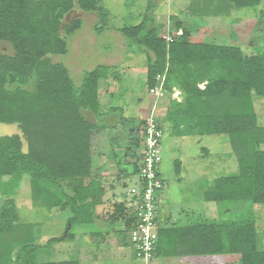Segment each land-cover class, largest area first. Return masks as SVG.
I'll use <instances>...</instances> for the list:
<instances>
[{"label":"trees","instance_id":"obj_1","mask_svg":"<svg viewBox=\"0 0 264 264\" xmlns=\"http://www.w3.org/2000/svg\"><path fill=\"white\" fill-rule=\"evenodd\" d=\"M103 1L0 0V43L13 49V54L0 53V124H18L28 147L24 151L19 135L0 137V195L8 198L0 209V264H81L43 260L42 255L50 245L73 236L75 224L93 225L100 219L97 208L105 188L94 171L92 136L117 129L103 122L106 115L118 113L120 122L125 120L123 109L106 111L100 105V81L118 79L119 73L115 66L100 65L85 72L77 86L69 69L53 63L52 57L68 54L69 39L83 25L81 19L63 25L62 18L79 8L98 13L105 25L107 13L99 7ZM190 2V13L217 17L255 8L261 0ZM151 11L143 13L140 23L119 30L146 56L147 90H155L167 70L164 90L171 94L178 89L182 98L171 100L167 112L177 136L225 135L238 163L237 173L217 178L205 190V201L264 204V126L254 106L255 97H264V48L246 54L237 46L192 43L188 29L168 42L157 36ZM86 112L96 122L88 120ZM113 152L117 157L116 149ZM142 152L131 170H124L128 177L138 174ZM24 176L30 178L36 201L69 216L67 233L46 246L36 242L32 225L20 223L12 200ZM115 208L112 223L125 221L118 238L123 246H133L135 212L126 203ZM206 220L179 227L164 225L158 214L155 258L212 256L222 264H264L253 210L235 221ZM98 237L103 239V233Z\"/></svg>","mask_w":264,"mask_h":264},{"label":"rangeland","instance_id":"obj_2","mask_svg":"<svg viewBox=\"0 0 264 264\" xmlns=\"http://www.w3.org/2000/svg\"><path fill=\"white\" fill-rule=\"evenodd\" d=\"M190 3V0H104L99 7L107 13L105 25L100 23L98 13L84 12L79 8L62 18L63 25L76 19H81L83 25L69 39L68 54L53 56V63L64 64L77 86L82 83L85 72L100 65H116L119 78H112L108 86L106 80L99 83L100 105L102 110H106V107L125 108V117L128 118L116 130L95 131L92 136L94 171L105 188L103 203L97 208L99 218L103 220V239L98 236L88 237L93 229L92 225L75 224L71 230L73 236L50 245L43 252V260H76L81 264H146L136 258L132 245L116 248L117 250L112 251L113 255L106 259V242L110 241L111 244L116 239L112 236L106 238V217L111 220L117 204L126 203L129 206V190L137 185V178L128 177L124 170H131L138 153L143 151L146 120L153 113L163 130L160 174L164 188L157 195L159 214L169 213L173 216L172 222L187 224L185 213L190 210L205 214L206 221H219V218L235 221L245 211L253 210L260 248L264 250V204H216L203 201L205 190L214 180L235 174L239 170L227 136H205L200 132L177 136L167 112L171 100H182L180 91L174 89L170 94L164 90L166 70L163 76L158 77L155 91L148 95L146 56L139 52V47L130 46L119 31L125 26L140 23L143 13L151 9L157 36L168 42L181 37L184 30L188 29L189 41L192 43L237 46L246 54H253L258 48H264V0L255 8L234 9L228 15L217 17L190 13ZM96 27L102 31L98 33ZM0 53L13 54V49L6 43H0ZM162 85L163 95H160L157 90ZM204 87L205 84H200L201 89ZM138 100L151 104V110L145 115L136 113ZM254 106L259 124L264 126V97H255ZM85 115L91 122H96L91 113L86 112ZM117 119L118 116L113 117L111 122ZM103 122L106 124V118ZM12 135L20 136L24 151H27V140L20 126L0 124V137ZM113 149H116L117 157ZM7 199L0 195V209ZM12 200L20 223L32 225L38 244L46 246L51 238H61L67 233L68 214L57 208L47 209L40 201H36L28 176H24ZM119 223L123 230L125 221L121 220ZM122 253L126 255H120ZM158 263L156 260L149 262ZM168 264L179 262L177 259H169Z\"/></svg>","mask_w":264,"mask_h":264},{"label":"built area","instance_id":"obj_3","mask_svg":"<svg viewBox=\"0 0 264 264\" xmlns=\"http://www.w3.org/2000/svg\"><path fill=\"white\" fill-rule=\"evenodd\" d=\"M162 90L163 85L157 92L163 95ZM153 91L155 90L150 92ZM162 139L163 130L153 113L146 120L144 128V148L139 172L136 175L137 185L129 190V207L133 209L136 217L130 238L136 258L146 264L156 256L159 237L157 195L164 188L160 174Z\"/></svg>","mask_w":264,"mask_h":264},{"label":"crops","instance_id":"obj_4","mask_svg":"<svg viewBox=\"0 0 264 264\" xmlns=\"http://www.w3.org/2000/svg\"><path fill=\"white\" fill-rule=\"evenodd\" d=\"M107 66H116V65H107ZM111 80L112 79H106V86H108L110 84ZM147 92L149 95L150 90H147ZM138 104H139V107L137 109L138 111L136 112L137 114L141 113V114L145 115L146 113H148L151 110L150 102L148 104H144V101L138 100ZM113 108H115V107H109V108L106 107V111L109 109H113ZM122 109L124 111V117H125L126 109L125 108H122ZM116 116H118L117 121L111 122L113 117H116ZM126 118H128V117H125V120H126ZM120 120H121L120 114H118V113H114V114H111L108 116L106 115L107 127H114L115 125L117 127L121 126L122 122H120ZM157 200H158V197H157ZM127 201H130L129 197H128ZM203 201H204V203H206L204 198H203ZM158 214H159V212H158ZM185 216L187 217V220H188L187 224H178L175 221L172 222L173 216L169 213H165V214L163 213L162 215L159 214V219H160L161 223H163L164 225H175V226H179V227L189 226V225L196 224V223L200 222L201 219H203V220L207 219L205 214H201V213L197 214L195 211H191V210H190V212L185 213ZM102 222H103V220L99 219L96 223H94L91 226V228H93V229L88 234L89 238L90 237L95 238L96 236H99L101 232L103 233V231H102L103 230V227H102L103 224H101ZM121 225L122 224L119 222L113 224L112 221L109 220V217L108 216L106 217V238H109L110 236H112L113 238L116 237V239L112 240L111 244H110V241L106 242V259L108 257H110L111 255H113L112 251L117 250L120 247L125 248V246H123L121 244V242L118 238V232H119V230H121L120 229ZM120 255H126V254L122 253ZM169 259H177L179 264H222L221 262H218L219 260L216 257H212V256H190V257H188V256H183V257L159 256V257L155 258L153 261H155V260L158 261L159 262L158 264H168ZM236 264H238V263L236 262Z\"/></svg>","mask_w":264,"mask_h":264}]
</instances>
